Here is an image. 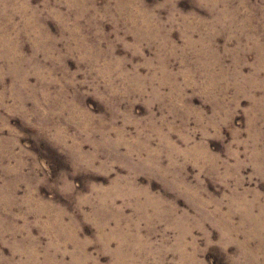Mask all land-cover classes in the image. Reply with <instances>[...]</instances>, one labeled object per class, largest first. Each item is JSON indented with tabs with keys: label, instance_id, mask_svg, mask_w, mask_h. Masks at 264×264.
I'll return each mask as SVG.
<instances>
[{
	"label": "rangeland",
	"instance_id": "obj_1",
	"mask_svg": "<svg viewBox=\"0 0 264 264\" xmlns=\"http://www.w3.org/2000/svg\"><path fill=\"white\" fill-rule=\"evenodd\" d=\"M0 264H264V0H0Z\"/></svg>",
	"mask_w": 264,
	"mask_h": 264
}]
</instances>
